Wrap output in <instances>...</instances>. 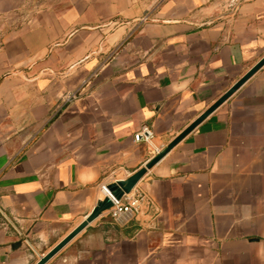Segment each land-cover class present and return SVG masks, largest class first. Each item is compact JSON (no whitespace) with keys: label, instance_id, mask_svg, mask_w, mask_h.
<instances>
[{"label":"crops","instance_id":"0c3cea01","mask_svg":"<svg viewBox=\"0 0 264 264\" xmlns=\"http://www.w3.org/2000/svg\"><path fill=\"white\" fill-rule=\"evenodd\" d=\"M222 6L0 0V264H37L264 58V0ZM132 193L48 264H264V68Z\"/></svg>","mask_w":264,"mask_h":264},{"label":"water","instance_id":"95a60500","mask_svg":"<svg viewBox=\"0 0 264 264\" xmlns=\"http://www.w3.org/2000/svg\"><path fill=\"white\" fill-rule=\"evenodd\" d=\"M151 22V21H148ZM161 23V22H160ZM264 68V58L255 65L239 82H237L230 90H228L213 106L204 112L194 123L184 130L177 138H175L164 150L159 152L146 166L126 180L118 181L109 186L111 195L116 200H121L125 195L131 194L140 181L144 178L149 170L164 159L173 149H175L182 141H184L194 130H196L206 119L216 112L224 103L231 99L246 83H248L260 70ZM113 207L111 198L107 197L99 202L87 219L67 236L60 244H58L48 254L41 257L37 264H48L56 257L66 246H68L81 232L89 227L93 222L100 218L103 213L108 212Z\"/></svg>","mask_w":264,"mask_h":264},{"label":"built area","instance_id":"2783aa9c","mask_svg":"<svg viewBox=\"0 0 264 264\" xmlns=\"http://www.w3.org/2000/svg\"><path fill=\"white\" fill-rule=\"evenodd\" d=\"M244 0H223V11L226 13H232L240 9ZM154 138V133L149 127H144L142 130L135 135V141L137 143L150 142ZM118 181L114 180L112 182H107L102 184L101 193L105 198H111L113 202V207L108 211L110 217L114 221H121L124 218H130L134 214L138 213L140 209V204L143 200L141 194H129L125 195L121 200H116L109 191V186Z\"/></svg>","mask_w":264,"mask_h":264}]
</instances>
